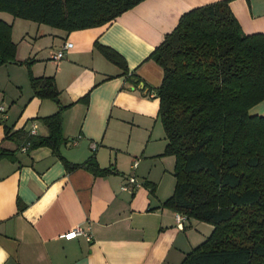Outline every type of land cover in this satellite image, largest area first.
<instances>
[{
    "label": "crops",
    "instance_id": "0c3cea01",
    "mask_svg": "<svg viewBox=\"0 0 264 264\" xmlns=\"http://www.w3.org/2000/svg\"><path fill=\"white\" fill-rule=\"evenodd\" d=\"M213 1L142 0L104 25H39L28 56L13 29L17 60L0 65V146L12 151L0 154V264H181L207 239L212 223L185 214L181 228L179 212L163 206L176 189V158L165 154L159 115L164 69L150 54L184 13ZM229 5L247 34L264 33V0ZM69 40L73 46L55 59ZM98 43L116 49L124 65ZM32 76H52L59 100L37 94ZM60 109L56 151L48 144L24 150L22 134L7 135V127L29 134L36 125L46 137L42 117ZM250 112L264 114V100ZM93 156L106 171L70 170L66 163ZM130 174L140 186L122 190ZM79 226L86 234L65 236Z\"/></svg>",
    "mask_w": 264,
    "mask_h": 264
},
{
    "label": "trees",
    "instance_id": "16d2710c",
    "mask_svg": "<svg viewBox=\"0 0 264 264\" xmlns=\"http://www.w3.org/2000/svg\"><path fill=\"white\" fill-rule=\"evenodd\" d=\"M142 0H0V11L63 30L104 25ZM13 25L0 18V65L15 61ZM98 45L124 65L116 49ZM164 69L157 88L167 134L165 154L176 158L175 191L163 202L189 218L210 222L204 242L181 264H264V114L250 112L264 100V33L247 34L230 8L216 0L184 13L174 31L150 54ZM31 64V61H27ZM40 96L59 100L52 76H32ZM61 109L42 117L49 134L23 135L30 148L61 142ZM0 146V154L8 155ZM68 168H100L94 156Z\"/></svg>",
    "mask_w": 264,
    "mask_h": 264
},
{
    "label": "rangeland",
    "instance_id": "374dc122",
    "mask_svg": "<svg viewBox=\"0 0 264 264\" xmlns=\"http://www.w3.org/2000/svg\"><path fill=\"white\" fill-rule=\"evenodd\" d=\"M6 16H9V17L6 18ZM0 18L5 19V20L8 19L10 21V24H15L14 28H13L14 29V40L16 42H18V45H19L22 53L24 55L26 54L27 56H28L29 51H30V46H31L30 43L35 40V36H36L35 31H37V27H39V25L47 26V24H48V23L39 24V22H36L33 19H25V18L20 17V16H14L10 11H7L5 9H2L0 11ZM31 29L34 32H32L30 34V36H26L25 35L26 32L31 30ZM24 36H26V37H24ZM24 38H26V39H24ZM39 38L43 39L42 42L44 40H46L44 38V36L39 37ZM24 58H25V56H24ZM16 59H17V53H16ZM24 60H22V62H25V64H27V61L26 60L24 61ZM203 222H205V221H203Z\"/></svg>",
    "mask_w": 264,
    "mask_h": 264
},
{
    "label": "built area",
    "instance_id": "2783aa9c",
    "mask_svg": "<svg viewBox=\"0 0 264 264\" xmlns=\"http://www.w3.org/2000/svg\"><path fill=\"white\" fill-rule=\"evenodd\" d=\"M72 46H73V41H71V40L67 41V42L64 44V46H62V47L57 51V53H56V55H55V59H58V58H61V57L65 56L66 51L69 50L70 47H72ZM4 111H5V108H4L3 106H0V112H4ZM35 127H36V125H34L33 128L31 129V131H30V133H29L30 135H33V134H36V133H37V129H36ZM29 146H30V142H26V143L22 146V148H23L24 150H26V149L29 148ZM94 146H95V145H94ZM94 148H95V147H94ZM137 164H139L138 161H135L134 166H137ZM131 184L134 185V187H138V186H140V183H139V181H138V179H137V176H135V175H133V174H130V175L128 176V178H127V183H124V184L122 185V187H121L122 190H128V189H131V188H132ZM185 218H186V215H185L184 213H178V215H176L177 225H178L179 227H181V228L184 227V220H185ZM78 233L86 234V232H85V230L83 229V227L79 226V227H77V229H75V230H73V231H71V232H67V233L65 234V236L68 237V238H72V237L76 236Z\"/></svg>",
    "mask_w": 264,
    "mask_h": 264
}]
</instances>
